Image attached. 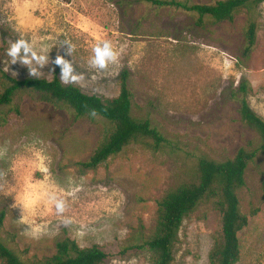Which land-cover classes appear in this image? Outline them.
I'll return each instance as SVG.
<instances>
[{
	"label": "rangeland",
	"instance_id": "374dc122",
	"mask_svg": "<svg viewBox=\"0 0 264 264\" xmlns=\"http://www.w3.org/2000/svg\"><path fill=\"white\" fill-rule=\"evenodd\" d=\"M208 3L214 0H190ZM247 13L214 22L144 0H0V67L23 78L56 75L103 99L115 97L128 71L130 113L169 141L156 151L130 143L94 169L83 162L107 125L30 90L0 106V240L23 260L41 263L69 237L98 245L100 264H151L135 244L153 234L158 201L193 179L197 157L223 160L254 149L260 137L240 119L231 94L241 77L247 100L264 119V1L253 49L242 55ZM15 108L18 112L15 111ZM264 151L248 162L236 189L247 225L235 264H264ZM220 229L215 198L185 215L171 264H209ZM125 249V250H124ZM124 250V251H123Z\"/></svg>",
	"mask_w": 264,
	"mask_h": 264
},
{
	"label": "trees",
	"instance_id": "16d2710c",
	"mask_svg": "<svg viewBox=\"0 0 264 264\" xmlns=\"http://www.w3.org/2000/svg\"><path fill=\"white\" fill-rule=\"evenodd\" d=\"M157 8L170 7L196 15V22L204 23L208 17L214 22L231 21L234 14L244 8L247 17L244 29L242 55L246 58L254 47L257 30V7L264 0H214L194 3L190 0H144ZM119 91L115 97L103 99L84 92L78 85L64 83L56 75L16 78L0 67V106L10 105L15 94L30 90L56 107L70 110L75 117H99L107 122L100 142L87 160L79 162L86 169H94L109 156L118 153L130 143L141 142L156 151L169 146L170 141L148 119L133 117L130 113L132 92L128 87V71L118 77ZM249 82L241 77L231 96L238 102L240 119L260 137L257 148L240 147L231 158L223 160L199 156L196 159L193 179L168 191L159 201L156 227L152 235L136 248L151 252V264H171L172 247L185 215L197 204L211 197L220 216V229L208 253L209 264H235L240 257L238 233L248 222L240 211L236 189L244 184L245 168L258 151H264V119L248 103ZM15 111L18 110L15 108ZM6 117L0 115V125ZM264 199V180L262 182ZM4 211H0V226ZM125 250V249H124ZM123 250V251H124ZM107 253L98 245L79 246L74 239L65 237L55 242V252L41 263L23 260L0 240V264H100Z\"/></svg>",
	"mask_w": 264,
	"mask_h": 264
}]
</instances>
